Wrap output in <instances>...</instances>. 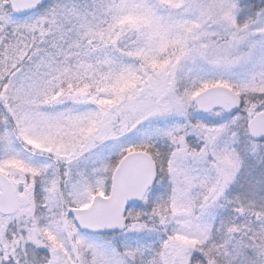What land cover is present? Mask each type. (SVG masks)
I'll list each match as a JSON object with an SVG mask.
<instances>
[{
    "label": "snow or ice",
    "instance_id": "obj_1",
    "mask_svg": "<svg viewBox=\"0 0 264 264\" xmlns=\"http://www.w3.org/2000/svg\"><path fill=\"white\" fill-rule=\"evenodd\" d=\"M0 264H264V0H0Z\"/></svg>",
    "mask_w": 264,
    "mask_h": 264
}]
</instances>
